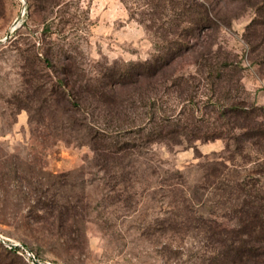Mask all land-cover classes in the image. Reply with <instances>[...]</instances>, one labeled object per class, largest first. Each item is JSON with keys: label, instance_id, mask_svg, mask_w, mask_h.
I'll return each mask as SVG.
<instances>
[{"label": "rangeland", "instance_id": "obj_1", "mask_svg": "<svg viewBox=\"0 0 264 264\" xmlns=\"http://www.w3.org/2000/svg\"><path fill=\"white\" fill-rule=\"evenodd\" d=\"M197 1L203 21L177 26L182 6L168 0H0V40L20 16L0 41V264H35L8 240L53 264H202L209 242L189 217L234 225L213 195L218 171L204 166H232L226 141L151 140L140 130L150 127L152 103L157 115L183 108L185 93L171 81L149 89L148 105L123 102L126 88L114 86L105 106L91 97L84 111L74 106L77 92L88 96L80 86L90 88L117 64L159 54L183 27L191 28L181 39L183 54L165 76L185 74L201 102L209 91L204 59L215 70L228 60L235 67L220 93L230 77L239 79V95L233 89L226 100L264 105V3ZM63 68L70 91L58 82ZM233 162L243 172L254 165Z\"/></svg>", "mask_w": 264, "mask_h": 264}, {"label": "trees", "instance_id": "obj_2", "mask_svg": "<svg viewBox=\"0 0 264 264\" xmlns=\"http://www.w3.org/2000/svg\"><path fill=\"white\" fill-rule=\"evenodd\" d=\"M38 1L50 6L59 3V0ZM154 1L155 5H158V0H150L152 3ZM168 1L173 7L182 6L180 10H175L177 13L175 12L174 21L177 26H180V22L198 24L205 18L204 11L200 8L203 4L197 0ZM261 3H264V0ZM190 29L183 27L176 30L174 34L178 38L166 40L168 43L165 50L159 54L145 60L117 64L96 76L92 83H89L90 88L83 89L84 86H80L81 91L88 93V96L77 92L74 106L78 111H84V100L89 97L97 104L105 106L109 101H113L110 90L113 91L114 86L126 88L125 96L120 97L123 102L126 100L136 104L141 101L143 105H148V101L151 102L149 91L155 88L156 83L171 81L176 90L185 93V96L182 95V100L185 101L183 108L178 114L157 115L156 103H152L150 107L154 112L151 114L150 127L146 126L147 130H140L144 129L146 136L151 140H177L180 143H190L195 139L223 138L226 141L228 159L232 162V166L219 160L204 164L209 169L216 168L218 171L220 176L212 185L213 195L219 205L229 209V217L235 219V223L232 227H217L213 217L204 214L189 217L188 221L193 223V228L200 230L209 242L202 257V264H264V105L256 102L249 104L245 100L234 98L226 100V97H233V89L237 90L236 96L239 95L242 89L239 79L233 84V78L230 77L229 88L220 93V86H225L221 84L222 81L226 80L230 70L235 67L234 63L228 60H222L221 68L215 70L213 62L209 58L204 59L205 65L209 66V91L201 102H197L195 94L189 91L191 82L185 74H181L176 80L165 76L166 68L182 56L181 48L184 44L181 39ZM45 61L48 66L54 65L49 56L45 57ZM67 73L63 68L58 82L66 91H70ZM169 87L167 86V89ZM79 124L85 126L89 123L81 120ZM98 133L103 134L99 131ZM99 134H96L95 139ZM135 146L131 144L126 147ZM112 151L115 152L114 149ZM238 157L244 162H252L253 168L248 172L239 170L238 164L233 162ZM9 249L18 252L19 248Z\"/></svg>", "mask_w": 264, "mask_h": 264}, {"label": "built area", "instance_id": "obj_3", "mask_svg": "<svg viewBox=\"0 0 264 264\" xmlns=\"http://www.w3.org/2000/svg\"><path fill=\"white\" fill-rule=\"evenodd\" d=\"M5 243L9 248H19L18 252L23 254L31 263L39 262L40 258L31 249L25 247L21 242L16 240H8L7 242L5 241Z\"/></svg>", "mask_w": 264, "mask_h": 264}, {"label": "water", "instance_id": "obj_4", "mask_svg": "<svg viewBox=\"0 0 264 264\" xmlns=\"http://www.w3.org/2000/svg\"><path fill=\"white\" fill-rule=\"evenodd\" d=\"M24 6L26 7V2L24 1ZM19 21H20V16L16 19V21L14 22V25L12 26V28L7 32V35L4 39H1L0 41H4L6 39H8L9 37H11L12 31L19 25ZM40 263L43 264H53L49 261H45V260H39Z\"/></svg>", "mask_w": 264, "mask_h": 264}]
</instances>
